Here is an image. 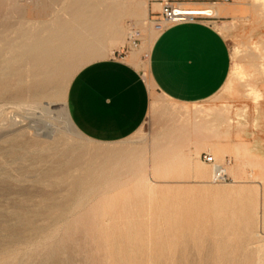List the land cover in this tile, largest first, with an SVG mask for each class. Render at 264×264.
<instances>
[{"label":"rangeland","instance_id":"obj_1","mask_svg":"<svg viewBox=\"0 0 264 264\" xmlns=\"http://www.w3.org/2000/svg\"><path fill=\"white\" fill-rule=\"evenodd\" d=\"M76 1L77 0H67V1L66 0H0V36L22 34L26 30L25 28L28 25L29 20H41L44 24L49 23L52 19L62 16L64 12L71 9L73 7L72 3H75ZM250 1L254 2L258 9L257 14H255V16L252 17V19L242 18L234 22L226 23L221 28L223 34L228 40L231 54H232V68H231L230 76H229L227 83L222 88V90H220V92L215 97L208 100L207 102H204L202 104L190 105V106L179 105L171 100H168L167 98L163 97L162 95H160L154 90L151 111H150V114L146 122L135 134H133L132 136H130L129 138L125 140L114 142V143L100 142V141H97V140H94V139H91L85 136L76 127V130L78 131L77 133L78 135H80V136H77V133L75 131H73L72 129H70L64 124L63 114L61 112V107H62L61 103L64 100L68 101V93H69L70 85L74 77L76 76V74L84 66L88 65L91 62L113 57L115 55H119V54L124 55L128 51L127 47L121 48V46H119V47L111 48L110 50H108L105 57H101L103 52L94 54L93 56L91 54H87L85 57L84 65L82 66L71 67L72 66L71 64L63 63V67L60 70L52 73V76L46 79L31 76L33 72H31L30 74L22 73L21 74L22 79L20 80L21 85L19 84L18 87L15 85L16 83H19V81L17 80H12L10 83L6 84V86H11V87H9L7 92L4 90L0 91V104L4 103V105L7 106L8 104L10 106L7 108L5 106L4 108V105H0V107L3 106V108L6 109L5 112L7 111V113L10 116L12 117L14 116L15 118H18V119L24 118V120L27 119L28 121H26L27 126H25L24 130L21 129L20 131H17L18 133L12 132V131H5L3 135L0 136V140H1L0 141L1 142L0 143V148H1L0 149V174H1L0 175V264H105V263L108 264L109 261L106 260L107 259L106 255L108 256V258L110 257L109 259H111L112 257L111 255L114 253H115V256L113 255V258L115 257L114 259H116L117 263L122 261L120 262V264H128V261L125 260L127 259L126 253L128 252H129L128 253L129 264H134L133 261L135 258L138 259L137 260L138 262L134 261L135 264H139L141 262L140 254L142 253L143 250L144 251L142 254L144 256L142 255V261H143L141 262L142 264H146L148 261H149L148 264H152V263L159 264L160 262L159 260H162L160 264H170L171 263L169 262L170 258L172 259V260L170 259V261H172V264H176L175 262H177V264H259V263L261 264V262H264V257H263L264 255H262L264 254V244H263L264 243V218H263L264 199L262 197L264 196V183L262 182L260 184V183L252 182L251 178L249 179L248 175L245 176V178H239V176H237L235 173H233L230 170L231 167H234L237 164V159H236L234 152H226V155L217 159V162L223 164L225 168L227 169L228 179L226 181H215L212 177L213 171H212V175L210 179L208 180L197 178L195 175L190 173L189 171L190 167L186 168L187 171L184 174L176 172L167 177L156 174V170L158 168L163 167V164L166 162V157L163 156V154L165 153V150L159 149V144L163 142L164 135L167 132L173 133L174 135L176 130L178 131V128L176 126H178L180 123L184 122L185 120L189 121V119H185L184 116H187L188 118L192 115L199 117L201 115H206L209 111L215 108L226 109V111H229L230 114L238 113V111L243 110L245 107L249 105H253L255 101V94L253 93L254 88L264 89V75H263L264 74L263 73L264 72L263 70L264 69V58H263L264 57V51H263L264 50V9L263 7H261L262 3H264V0L263 1L262 0H250ZM260 1H262V3H260ZM35 2L39 3V6H38L39 12L37 13L30 11L31 6H33ZM100 3H103V2H99L98 4H96L97 9L98 8L103 9V7L99 5ZM121 4L123 3L120 2L117 4H111L108 8L120 11L119 12L120 13L119 22L127 30L126 37L129 38L131 32L133 30H137L139 31V44L142 39L145 41L147 40L148 49L144 52L145 57L143 59L145 60V58H147L148 56L149 45L153 41L154 37L160 32L156 28V24H155L156 17L151 18L150 20H147L146 28L139 29L135 26H130L128 28V22H127V19L125 18L126 8L121 6ZM153 15L157 16L156 14H153ZM127 43L129 44V41ZM90 55L91 57L89 58ZM234 63L236 64V66ZM142 64H143L142 67L146 68L147 63L142 62ZM254 64L256 66H254ZM49 66L52 67L53 65L49 64ZM236 67L238 70H236ZM233 70H234V73L236 74L233 73ZM66 82L68 84H66ZM45 84H48V86L46 87L49 88L52 94L54 93L53 97H51L50 99L44 100L45 104L47 101L56 100V102L58 103L57 109L59 108L58 110H56L57 112L56 111L51 112L52 115L50 113L51 118L47 117L49 113H47L46 111H42L41 108L36 107V110H35L36 113H33L35 112L34 111L35 108L26 107V108L21 109L22 111L24 110L22 112L20 111V108L18 110L15 107L14 103L17 102L18 99L22 98L20 94H23L26 89L31 88L32 92H35L39 90L40 88L45 87ZM4 87H5V84H0V90L3 89ZM12 104L14 107L11 106ZM16 111H18L17 113H19L18 114L19 116L17 115ZM26 112L29 113V117L27 116L28 118L25 117V115H28V113ZM42 112H45V114L47 113L45 117V120H47V123L46 121L45 122L42 121L44 120V116H45V114L43 116H40V114L41 115L43 114ZM30 113L34 114V116L36 115V117H34L33 115L31 116ZM1 117L2 115L0 116V118ZM40 117L42 118V120ZM4 119L5 118L3 117L0 119V123H1L0 125H4L5 121L4 123L2 122V120ZM196 119L197 118H193L192 121H196ZM20 120H23V119H20ZM48 120L51 123L55 121L54 125H52ZM57 120L59 122L62 120L63 124H62V121L60 122L61 123L60 124L59 122H57ZM197 120L200 121V118H198ZM30 123L32 126H34L33 128L30 125ZM51 125L53 127H55V125H58V126L63 125L62 127L65 126V131L67 129L66 134L68 138H66V140L59 139V138L53 140L52 138H48L47 136H48V132H50V129L52 127ZM47 126H50V127L46 128ZM47 129L49 130L47 131ZM68 130H72V131H68ZM254 132H255V135L246 136L247 137L246 139L252 140L250 142H247V144L250 146L251 149L252 148L254 149L253 142L255 138H257V140L264 141V127L261 128L259 127V125H255L252 128V133ZM15 133L17 135L18 134L20 135H18L17 137L15 136L16 135ZM5 138H8V139H5ZM69 138H71V140ZM47 140H49L48 144L47 142H45ZM72 145L73 147H71ZM171 145H175V144L172 143ZM177 145L179 146V144ZM184 146L185 145L183 144V146H181L179 150H175V149L171 150V153L172 154H176L179 152L185 153L184 150L182 149V147ZM7 148L9 150V153H8ZM257 151L258 149L251 150L248 156V159L258 156L259 155L258 153L260 151L258 153ZM26 152H28L29 154H27ZM206 153H210L213 155L212 151H208ZM201 156L202 155L200 154L199 160L203 162L205 165H207L209 169H211L212 165L206 163L202 159ZM194 157H196V155H194ZM88 161L89 163H87ZM143 177L150 179L151 183L157 186V189H156L157 191L155 190V192L152 195H150L148 191L137 190V186L139 185L138 180ZM39 183H42L41 185L43 186H41ZM224 184L227 185L226 188ZM257 187L259 188L258 190H257ZM230 188L235 191L232 192ZM261 188L262 190H260ZM238 189H239V192H238ZM251 189L253 190L251 191ZM240 191L241 192L243 191V194H241L243 197H240V200H242L244 197L246 200V202L245 200L242 201V203L243 202L245 203V207L244 209H242V211H238V209L239 208L241 209V206H244V204L242 205V203L239 200V197L236 196L237 194H239L240 196ZM256 191H259L258 192L259 195H257ZM234 192L235 193L238 192V193L235 195ZM250 192L254 193L255 196L251 195ZM213 193L215 195V198H214ZM156 194L158 197L157 199H156ZM216 194L218 196L217 198H216ZM225 194L226 195L228 194L227 196L230 195L231 198L229 197V199H231V201L234 200L232 202L229 201L231 206H229L230 205L229 202L228 201L226 202L225 198H223L225 197ZM183 195L184 196L186 195V197H184ZM245 195L247 196V198ZM152 196L153 198H155L153 203H152V200H153ZM257 196L258 197L260 196V198H258ZM180 197H183V198L181 199ZM248 197H250V199H248ZM149 198H151V200H149ZM236 198H238L241 206L237 204L239 202H237ZM252 198H253V202L252 201L251 203L249 202V207H248V204L246 203H248V200H252ZM158 199H159V202H158ZM209 199L211 202H209ZM258 199H261V200L258 201ZM222 200H224L225 202H222ZM74 201L77 203H75ZM207 201L210 204V205L207 204L208 208H207V205H205ZM255 201L257 202L256 204L257 206L259 203L258 207L260 208H256L258 209V211L257 210L254 211ZM165 202L167 204H165ZM233 202H236V203L234 204ZM260 202L261 203L263 202V203L261 204ZM156 203H157V206H156ZM158 203H160V205ZM219 203L222 204L221 206L225 205L224 203H227V204L224 206L225 207L224 208V207H221ZM171 204L172 206L174 204V206L172 207ZM250 204L253 207L250 206ZM85 205L86 206L88 205V206L86 207ZM199 205L201 208L198 207ZM211 205L212 207L215 206V209H213L214 211H212ZM132 206H133V209H132ZM175 206L177 207V209H174L176 208ZM188 206L190 208V212H192L191 215L189 214V211H186V210H189ZM202 206L205 208V210L203 209ZM226 206H228L227 208L229 209V210H226L228 213L226 211H223L226 209ZM234 206H237L238 208L237 207L235 208ZM247 207L249 208V211ZM159 208H162L163 210ZM206 208L207 210H209L210 213L206 210ZM234 208L236 210L233 212V214L236 216L237 221L235 220V216H233V214L231 213L232 210H234ZM149 209H152L151 213H150L151 210ZM200 209L201 211L203 209L204 213L206 211L205 213L206 215L202 212L206 217L202 216L201 215L202 213H199ZM245 209L247 210V213L246 211L243 213ZM130 210L132 211L130 212ZM219 210H220V213L218 212ZM182 211H185V212H182ZM237 211H238V218L240 219H241L240 213L242 212V219H241L242 221L237 218V215L235 214ZM187 212L189 215L187 214ZM207 212L209 214L208 216H207ZM256 212L260 215V217H258L259 215ZM164 213H166V215L168 216H164L165 215ZM252 213L253 214L255 213L258 218L255 217V214L252 215ZM182 214H183V218H181ZM184 214L185 216L186 215L187 216L185 217ZM197 214L202 217L200 218L199 216H197ZM216 214L218 216H216ZM221 214L223 218L226 217L225 220L221 217ZM227 214L230 215V218L233 216L234 219L232 218L231 219H232V223H235L234 225L230 223L229 221L230 219H228L229 215ZM247 214L248 216H251L252 218L254 217L253 218L254 220L250 219L251 217L247 218L248 217L246 216ZM151 215H153L154 217ZM106 216H108V218ZM169 216L171 218H167ZM172 216H178L179 221L177 220V217H176V222L174 221L175 217H173V220H172ZM189 216H193L194 220L195 219L197 220V218H200V219H198L197 221L196 220L193 221V218L191 220ZM150 217H153V218L151 219ZM209 217L211 218V220L205 219ZM213 217H216L217 219H222V220L220 222L219 220L217 221L216 218H213ZM218 217H221V218H218ZM184 218L186 219V222L183 220ZM202 218L204 219L202 220ZM255 218L257 222L255 221ZM88 219H89V222H87ZM116 219L117 221H115ZM165 219H168V220L171 219V221L173 222L169 220L166 224L165 222L167 220L165 221ZM189 219L190 221L188 222ZM204 220L206 221L207 224L209 223L208 226L204 223H203L204 225L202 224V222H205ZM213 220H215L216 222ZM246 220L248 223L251 222L249 220H252V222L254 221L253 223H251L252 225L250 224V226L252 227H249V224H247ZM114 221L115 223L116 222L117 223L115 224ZM155 221H156L155 223L156 225L154 224ZM162 221L163 222L165 221V222L163 223ZM198 221L200 224L198 223ZM224 221L226 224L223 223ZM174 222L176 223L177 226L180 224V226L178 227L179 229L177 228L178 231L176 230V226H174L175 225ZM178 222H182V224ZM192 222L197 225L198 224L201 225L202 228L201 226L198 227L199 225L197 226L195 224L193 226ZM214 222L215 223L220 222L222 226L223 224L226 226H224L223 228L220 225V223L219 224L217 223L219 225L218 226L217 224H214ZM88 223H90V225ZM102 223L103 225L105 223L104 226L106 227H103ZM168 223H170V225ZM183 223H185V226L183 225ZM79 224L81 226H79ZM92 224H93V227H92ZM108 224H111V226ZM117 224L119 225V228L117 227ZM150 225L153 230L150 228ZM214 225H216V228H214V231H212L211 229H213ZM238 225L240 226V228ZM247 225L249 228H251V230L248 227L246 228ZM100 226H102L101 227L102 229L100 228ZM147 226L149 227V229ZM168 226L170 227V229L172 228H175V229H172V230L168 228L167 230L166 228L163 229L164 227H168ZM183 226L185 227V229H181V228H184ZM205 226L208 228V230ZM158 227L159 228L162 227V230H165V231L163 232L161 228L158 230ZM193 227H195L194 231L193 229L191 230V228ZM227 227H229L230 230L229 228L227 229ZM236 227H238L239 229H241L242 227V229L239 230ZM125 228L126 230L128 229L129 232L126 231ZM146 228L148 229L150 233L148 231H145ZM187 228H188V231H186ZM197 228L198 230H195ZM66 229L68 230L66 231ZM180 229L184 230L186 235H188V232H189L188 236H190L191 238L186 236L183 231H180ZM107 230H110V233H109L110 236L112 234V236L110 237V240L108 239L109 236L108 237L106 236L108 234ZM119 230H121V232ZM154 230L156 232H154ZM168 230L170 231L168 234H166ZM174 230L178 232V234L177 232L176 233L174 232V234H176L177 236L173 235L172 231ZM218 230H220V232H218ZM69 231H70V235H69ZM191 231L193 234L195 233L196 235L194 236L191 233ZM208 231H212V232H208ZM247 231H249V233ZM106 232L107 234H105ZM126 232H128V235ZM144 232L145 234H141ZM147 232L148 234L146 236ZM161 232L163 233L162 236H160V234H162ZM198 232L203 234V236L201 235L202 237L201 236L199 237V235L197 234H200V233ZM206 232L209 234H206ZM103 233L105 236L102 237L101 235H103ZM113 233L117 235V240H116V237H114L115 235ZM153 233L155 234L153 235ZM251 233L252 234L254 233V234L252 235ZM150 234L152 238L150 237ZM183 234L184 236H186L185 238ZM205 234L207 236H205ZM243 234L245 235V238ZM97 235L102 240H99V238L96 237ZM123 235L125 238L123 237ZM130 235L133 237V239H131ZM166 235L167 236L171 235V236H168L167 238ZM178 235L180 239H182L183 241L185 240L184 241L185 243L182 240L178 239L179 238ZM192 235H193V238H192ZM249 235H250V238H248ZM127 236L130 237L132 241L134 240L132 242L133 244L134 242H136L134 247H133V244L129 245V243H127L128 241H130L129 238H128L129 240L127 241V238H126ZM144 236L146 238H144ZM159 237H161V239L164 237L161 241L164 242L165 240H167L168 242L167 241L165 242L168 243V246L169 245L170 246L172 245V246L171 247L169 246V248H167L166 247L167 244L164 243L165 244L164 245L163 242L161 244H157L158 240H155V238L160 239ZM174 237H176L180 242L177 241V239ZM194 237H197L199 240ZM112 238L114 239L112 240ZM186 238L187 239L189 238V239L187 240ZM51 239L53 242H55V246H57V247L54 246L53 249L49 245V244H51V246L53 245L52 244L53 242H51ZM106 239H108L110 242H107ZM146 239L147 241H149L148 244H147ZM192 239L196 240V242L198 240L200 244L199 243L196 244V242ZM169 240H172V241L176 240L173 242H175L177 246L175 245V243L169 244V243H173V242H170ZM57 241L59 242V245ZM114 241L115 242L118 241V242L115 243ZM152 241H155L154 244H157V246L159 245L158 247L160 249L157 248L156 245L154 247V245L152 244L153 243ZM181 241L183 242V245L185 244L184 247L187 244L188 247L186 248V250L184 247H182L183 245L182 246L180 245L182 244ZM102 242L103 244L105 243V245H103L105 246L104 247L105 251L103 250L102 253H100L101 251L99 248L100 247L101 249L103 248L101 246ZM141 242L142 244H140ZM118 243L119 245H117ZM121 243L128 247L127 248L128 251L123 249V247L125 248V246H123ZM111 244L116 245V248L118 250L116 248H112L114 245L111 246ZM130 244H131V241H130ZM162 244H163L164 249L161 246ZM203 245L209 246V249L208 247L206 249V247H204ZM225 245H228V247L227 246L222 247ZM46 246L48 247V249ZM119 246H120V250L118 248ZM174 246L175 248L178 247V249H175V251L173 248ZM49 247L53 251V253L48 251L50 250ZM106 247L108 248V252H106L107 250ZM149 247H150V250H149ZM161 247L163 250L161 249ZM197 247H200V248L198 249ZM221 247H222V250H220ZM130 248H131V251L129 250ZM183 248H184V251H183ZM215 248H219V250ZM226 248H229V249H226ZM256 248H258V250ZM113 249H116V250L114 251ZM140 249L141 250L143 249L141 253H139ZM224 249L225 251H223ZM112 250L114 251V253H111L113 252ZM168 250L170 251L168 252ZM202 250L204 251L202 252ZM216 250L220 252L219 255L217 254L218 252ZM156 251H157V254H159L160 252L159 255H163V254L165 255V252H166L167 258H165L166 256H164L165 258L164 259L162 256L163 259L162 258L159 259L160 256L159 255H158L159 257L156 256ZM210 251L212 253V256H211V253H209ZM258 251H259V254H257ZM48 252H49V257H48ZM57 252H59V255L55 257V254ZM146 252H148L147 253L148 256L146 255ZM152 252H154V254ZM116 253L118 254L120 253L119 254L120 256L116 255ZM138 253L140 255L139 258H138L139 256ZM103 254L105 256H103ZM133 254H134V257L135 256L137 257L134 258ZM172 254H175V257L177 258L178 261L175 260L176 258L173 257L174 255L172 256ZM53 255L55 258L52 259ZM117 256H119V258L121 256H124L120 258V259L122 258L124 259L120 260L116 258ZM155 256L157 259L154 258ZM146 257L148 258L151 257V258L147 260ZM212 257L214 259H212ZM225 258L227 260H224ZM103 260L105 263L103 262ZM123 260L125 262H123ZM145 260H147V262ZM216 260H217V263H214L216 262ZM116 261L111 259L109 264L111 263L116 264L114 263Z\"/></svg>","mask_w":264,"mask_h":264},{"label":"bare ground","instance_id":"obj_2","mask_svg":"<svg viewBox=\"0 0 264 264\" xmlns=\"http://www.w3.org/2000/svg\"><path fill=\"white\" fill-rule=\"evenodd\" d=\"M67 1V0H66ZM263 1V0H262ZM262 1H260V3H262ZM99 2H103V3H100L99 5L101 6V7H103V9H100V8H98L97 9V6H96V4H98ZM120 2H123L122 0H77L75 3H72V8L71 9H69L68 11H66V12H64L63 13V15L62 16H60V17H56L55 19H52L49 23H43L41 20H29V22H28V25L26 26V30L22 33V34H14V35H8V36H0V84H5V87L3 88V89H1L0 91H2V90H4V91H6L7 92V90L9 89V87H11V86H6V84H8V83H10L12 80H17V81H19V83H16L15 85L18 87L19 86V84H20V80L22 79V73H27V74H30L31 72H33V74L31 75V76H33V77H39V78H43V79H46V78H48V77H50V76H52V73H54V72H57L58 70H60L62 67H63V63H69V64H71L72 66L71 67H76V66H82V65H84V61H85V57H86V55L87 54H91L92 56L94 55V54H97V53H100V52H103V54L101 55V57H105L106 56V54H107V52H108V50H110L111 48H114V47H119V46H121V45H124L125 44V42H126V40H125V36H126V33H127V30L124 28V26L123 25H121L120 24V22H119V17H120V11H117V10H113V9H109L108 7L111 5V4H117V3H120ZM68 3V2H67ZM66 3V4H67ZM259 3V4H260ZM16 5V4H15ZM261 5V4H260ZM38 6H39V3H37V2H35L34 4H33V6H31V9H30V11H32V12H34V13H37V12H39V9H38ZM14 7H16V6H14ZM158 7H160L159 5H158ZM261 7H263V9H264V3H262V5H261ZM62 9V8H61ZM180 10L181 11H183V13L184 14H187V15H196V14H210V15H215L216 14V12H215V10L214 9H200V8H188V7H182V6H180ZM60 11V10H59ZM61 13V12H60ZM56 15V14H55ZM263 18V17H262ZM130 27V26H129ZM17 29V28H16ZM133 29V28H132ZM132 31V30H131ZM128 42V41H127ZM108 45H109V47H108ZM144 46V45H143ZM254 48V47H253ZM260 48V47H259ZM255 49V48H254ZM257 49H258V47H257ZM264 51V50H263ZM252 52V51H251ZM260 52V51H259ZM246 54V53H245ZM254 54V53H253ZM261 54V53H260ZM91 55L89 56V58L91 57ZM96 56V55H95ZM61 57H63V58H61ZM61 58V59H60ZM264 58V57H263ZM60 59V60H59ZM49 64H52L53 66L52 67H50L49 66ZM81 64V65H80ZM235 64V63H234ZM263 65V64H262ZM235 66H236V64H235ZM254 66H256L255 64H254ZM258 66V65H257ZM261 67V66H260ZM82 68V67H81ZM80 68V69H81ZM240 69H241V67H240ZM261 69H263V68H261ZM64 70V69H63ZM235 70V69H234ZM234 70H233V73H234ZM236 70H238L237 69V67H236ZM264 70V69H263ZM243 71V70H242ZM67 72V71H66ZM232 73V74H233ZM264 73V72H263ZM234 74H236V73H234ZM238 74V73H237ZM242 74V73H241ZM264 75V74H263ZM233 76H235V75H233ZM241 76H243V75H241ZM253 76V75H252ZM246 77V76H245ZM238 78V77H237ZM251 78V77H250ZM239 79H241V78H239ZM66 81V80H65ZM68 82V81H67ZM66 82V84H68ZM241 82H243V81H241ZM231 83V82H230ZM11 85H13V84H11ZM21 85V84H20ZM43 85V84H42ZM44 86V85H43ZM46 86H48V84H45V87H42V88H40L39 90H37V91H35V92H32V90H31V88H28V89H26L25 90V92L23 93V94H20V96L22 97V98H20V99H18L17 100V102H13L14 104H15V107L19 110V108H20V111H22L21 109H23V108H26V107H32V108H35L34 109V111L36 110V107L37 108H41L42 109V111H46L47 113H49V115H47V117H50L51 115H52V113L51 112H54V111H56V110H58L57 109V105H58V103L56 102V100L55 101H47L46 102V104H45V99H50L51 97H53V94L50 92V90H49V88L48 87H46ZM66 87H68V86H66ZM248 88H250V87H248ZM10 92V91H9ZM68 92V91H67ZM252 92V91H251ZM250 92V93H251ZM5 93V92H4ZM253 93L255 94V101H254V103H253V105H249V106H247V107H245L243 110H241V111H238V113H235V114H230V112L229 111H226V109H218V108H215V109H213V110H211V111H209L206 115H203V118L204 119H202V120H200V121H197V122H195V124H194V126L192 127V134L194 135V136H199V137H201L202 139H203V141H205L206 140V138H216V139H218V138H222V137H224V138H231V137H233V136H238L240 139H241V141H240V143L238 144V145H236V147H235V156H236V159H237V164H236V166H234V167H231L230 168V170L233 172V173H235L237 176H239V178H245V176H249V179L251 178V180H252V182H255V183H264V141L263 140H257V138H255L254 139V142H253V144H254V149L252 148H250V146L247 144V142H245V141H243V139H244V137H246V136H250V135H255V132L254 133H252V128H253V123L255 124V125H259V127H261V126H263V115H264V89H259V88H254L253 89ZM249 94V93H248ZM252 95V94H251ZM14 96V95H13ZM55 97V96H54ZM58 98V97H57ZM3 99V98H2ZM58 101V100H57ZM2 103V102H1ZM10 104V103H9ZM62 107H61V112H62V114H63V120H64V124L67 126V127H69L70 129H72L73 131H75L76 133L78 132L77 130H76V125L74 124V122H73V120H72V117H71V115H70V112H69V108H68V101H66V100H64L62 103ZM0 105H4V103L3 104H0ZM5 106L6 105H4V108H5ZM10 105H8L7 104V106H6V108L7 107H9ZM11 106H13V104L11 105ZM60 106V105H59ZM232 106V105H231ZM14 107V106H13ZM13 107H11V108H13ZM3 108V106H1L0 107V116L2 115V117L3 118H5L4 120H2V122L4 123V121H5V123H4V125H0V136H2L3 135V133L5 132V131H12V132H17V131H20L21 129H25V126H27V122L26 121H28L27 119L26 120H24V118H20V119H23V120H20V119H18V118H15L14 116L12 117V116H10L8 113H7V111L5 112V110L6 109H4ZM15 108V109H16ZM9 109V108H8ZM13 110V109H12ZM25 110H27V109H25ZM24 111V110H23ZM22 111V112H23ZM38 111V110H37ZM41 111V110H40ZM18 111H16V113H17ZM57 112V111H56ZM59 112H60V110H59ZM13 113V112H12ZM11 113V114H12ZM21 113V112H20ZM26 113H28V112H26ZM33 113H36V111L35 112H33ZM43 114L41 115L40 113V116H43L44 114H45V112H42ZM46 113V114H47ZM50 113H51V115H50ZM19 113H17V115H18ZM22 114V113H21ZM24 114V113H23ZM46 114H45V116H44V120H42V118H41V120L42 121H46V123H47V120H45V117H46ZM5 115V116H4ZM30 115L32 116H34V114H31L30 113ZM60 115V114H59ZM19 116V115H18ZM22 116V115H21ZM29 117V113H28V115H25V117ZM1 117V118H2ZM24 117V116H23ZM27 117V118H28ZM34 117H36V115L34 116ZM55 117V116H54ZM0 118V119H1ZM51 118V117H50ZM58 118V117H57ZM62 118V117H61ZM30 119V118H29ZM32 119V118H31ZM39 119V118H38ZM47 119V118H46ZM49 119V118H48ZM53 119V118H52ZM59 119V118H58ZM261 119V121H262V123H260L259 124V120ZM30 121V120H29ZM41 121V122H42ZM49 121V120H48ZM52 121V120H51ZM62 121V120H61ZM60 121V122H61ZM43 122V123H44ZM50 122V121H49ZM57 122H59L58 120H57ZM59 122V123H60ZM37 123V122H36ZM45 123V124H46ZM51 123V122H50ZM54 123H55V121L53 122V123H51L52 125H54ZM1 124V123H0ZM44 124V125H45ZM61 124V123H60ZM62 124H63V121H62ZM262 124V125H261ZM30 125H31V123H30ZM47 125V124H46ZM51 125V126H52ZM32 126V125H31ZM63 126V125H62ZM62 126H58V125H55V127H51V129H50V132H48V138H52L53 140L54 139H65L66 140V138H68V136H67V134H66V132H67V129H66V131H65V126L64 127H62ZM34 126H32V128H33ZM48 127H50V126H47L46 128H48ZM262 128V127H261ZM49 129H47V131H48ZM72 130H68V131H72ZM18 133V132H17ZM25 133V132H24ZM47 133V132H46ZM50 133V134H49ZM70 133V132H69ZM73 133V132H72ZM71 133V134H72ZM257 133V132H256ZM16 134V133H15ZM42 134H43V132H42ZM177 134H182V132L181 133H177V132H175L174 133V135H173V133H169V132H167L165 135H164V140H163V142L162 143H160L159 144V149H161V150H165V153L163 154V156H165L166 157V162L163 164V167H161V168H158L157 170H156V174L158 175H161V176H165V177H167V176H170L171 174H173V173H176V172H178V173H181V174H184L186 171H187V169L186 168H188V167H190L189 168V171H190V173H192L193 175H195L197 178H200V179H210V177H211V175H212V171L214 172V168H212L211 167V169H209V167L207 166V165H205L203 162H201L200 160H199V157H200V151H197L196 152V157H194L190 152L188 153V154H185V153H183V152H179V153H176V154H172L171 153V150H173V149H175V150H179L180 149V147L181 146H178L175 142H174V140H176V138L179 136H177ZM14 135V134H13ZM18 135H20V134H18ZM18 135L16 134L15 136H17L18 137ZM47 135V134H46ZM11 136H12V134H11ZM24 136V135H23ZM37 136V135H36ZM77 136H80V135H78V133H77ZM82 136V135H81ZM10 137V136H9ZM44 138V137H43ZM73 138V137H72ZM82 138V137H81ZM5 139H8V138H5ZM47 139V138H46ZM70 140H71V138H69ZM11 140V139H10ZM15 140V139H14ZM16 140H17V138H16ZM20 140V139H19ZM172 140V141H171ZM1 141V140H0ZM24 141V140H23ZM29 141V140H28ZM28 141H26V142H28ZM31 141V140H30ZM38 141V140H37ZM36 141V142H37ZM48 141L49 140H47V141H45V142H47V144H48ZM58 141V140H57ZM6 142V141H5ZM1 143V142H0ZM9 143H11V142H9ZM39 143V142H38ZM61 143V142H60ZM75 143V142H74ZM172 143H174L175 145H171ZM30 144H31V142H30ZM44 144V143H43ZM46 144V145H47ZM57 144V143H56ZM11 145V144H10ZM59 145V144H58ZM43 146V145H42ZM75 146V145H74ZM9 147V146H8ZM40 147H41V145H40ZM49 147V146H48ZM56 147H57V145H56ZM55 147V148H56ZM71 147H73V145L71 146ZM103 147H105V146H103ZM39 148V147H38ZM54 148V147H53ZM1 149V148H0ZM34 149V148H33ZM32 149V150H33ZM40 149V148H39ZM257 150L258 149V151H257V153L259 154L258 156H256V157H252V158H249L248 159V156H249V154H250V152H251V150ZM7 150H8V148H7ZM12 150V149H11ZM23 150V149H22ZM53 150V149H52ZM19 151V150H18ZM36 151V150H35ZM38 151V150H37ZM44 151V150H43ZM226 151L227 150H225L224 148H221V147H215V148H213L212 149V152H213V155H214V157L216 158V159H218V158H220V157H223L224 155H226ZM77 152V151H76ZM8 153H9V150H8ZM27 154H29L28 152H26ZM52 153V152H51ZM62 153V152H61ZM12 154V153H11ZM43 154V153H42ZM26 155V154H25ZM38 155H40V154H38ZM51 155V154H50ZM59 155V154H58ZM56 158V157H55ZM59 158V157H58ZM142 159V158H141ZM89 160V159H88ZM35 161V160H34ZM64 161V160H63ZM224 162V161H223ZM87 163H89V161L87 162ZM40 164H42V163H40ZM87 166H88V164H87ZM151 170V169H150ZM224 170H225V173H227V169L226 168H224ZM86 171V170H85ZM108 171V170H107ZM249 171V172H248ZM67 172V171H66ZM87 173V172H86ZM250 173V174H249ZM83 174H85V173H83ZM112 174V173H111ZM1 175V174H0ZM71 175V174H70ZM233 175V174H232ZM84 176V175H83ZM150 176V175H149ZM110 177H111V175H110ZM213 177V176H212ZM234 177V176H233ZM69 178V177H68ZM67 180V179H66ZM33 181H34V179H33ZM44 181V180H43ZM243 181V180H242ZM246 181V180H245ZM42 182V181H41ZM240 182V181H239ZM248 182V181H247ZM249 182H251V181H249ZM109 183V182H108ZM138 183H139V185L137 186V190H145V191H148L149 193H150V195H152L154 192H155V190L157 189V186H155L154 184H152L151 183V181H150V179H148V178H145V177H143V178H140L139 180H138ZM236 183H237V181H236ZM242 183V182H241ZM40 185L42 184V183H39ZM38 184V185H39ZM79 184V183H78ZM229 184V183H228ZM225 185V188H226V184H224ZM231 185V184H230ZM41 186H43V185H41ZM78 186V185H77ZM103 186V185H102ZM233 186V185H232ZM235 186H236V184H235ZM261 186V185H260ZM48 187V186H47ZM251 187V186H250ZM78 188V187H77ZM76 188V189H77ZM80 188V187H79ZM159 188V187H158ZM218 188H220V187H218ZM262 188H263V186H262ZM262 188L260 189V190H262ZM202 189V188H201ZM215 189V188H214ZM231 189V188H230ZM255 189V188H254ZM259 188L257 187V190H258ZM83 190V189H82ZM212 190V189H211ZM240 190H241V188H240ZM253 189H251V191H252ZM85 191V190H84ZM157 191V190H156ZM159 191V190H158ZM231 191L233 192V191H235V190H233V189H231ZM255 191V190H254ZM171 192H172V190H171ZM185 192V191H184ZM209 192V191H208ZM221 192V191H220ZM238 192H239V189H238ZM237 192V193H238ZM245 192V191H244ZM247 192V191H246ZM259 191H256V193H257V195H259V193H258ZM98 193V192H97ZM137 193V192H136ZM163 193V192H162ZM182 193V192H181ZM224 193H226V192H224ZM235 193V192H234ZM237 193H235V195L237 194ZM261 193V192H260ZM91 194V193H90ZM212 194V193H211ZM231 194V193H230ZM241 194H243V191L241 192L240 191V196H239V194H237L236 196H238L239 197V200H240V197H243ZM250 194L251 195H253V196H255V194L254 193H251L250 192ZM249 194V195H250ZM100 195H101V193H100ZM99 195V196H100ZM163 195V194H162ZM194 195H195V193H194ZM210 195V194H209ZM213 195H214V193H213ZM228 195V194H227ZM226 194H225V197H223V198H225V201L227 202H229V201H231V199H229V197H230V195L229 196H227ZM248 195V196H249ZM261 195V194H260ZM79 196V195H78ZM165 196H167V195H165ZM169 196V195H168ZM182 196V195H181ZM184 196V195H183ZM200 196V195H199ZM208 196V195H207ZM235 196V197H236ZM246 196V195H245ZM252 196V197H253ZM86 197V196H85ZM154 197H155V195H154ZM184 197H186V195L184 196ZM202 197V196H201ZM209 197V196H208ZM218 196H217V194H216V198H217ZM222 197V196H221ZM227 197H228V199H227ZM258 197V196H257ZM263 197V199H264V196H262ZM67 198V197H66ZM139 198V197H138ZM152 198H153V196H152ZM158 197H157V194H156V199H157ZM181 199L183 198V197H180ZM211 198H213V197H211ZM214 198H215V195H214ZM222 198V199H223ZM231 198V197H230ZM246 198H247V196H246ZM254 198H256V197H254ZM258 198H260V196L258 197ZM76 199H77V197H76ZM96 199V198H95ZM154 199L155 198H153V200H152V203L154 202ZM167 199V198H166ZM189 199V198H188ZM192 199V198H191ZM194 199V198H193ZM196 199V198H195ZM234 199V198H233ZM248 199H250V197H248ZM247 199V200H248ZM149 200H151V198H149ZM172 200V199H171ZM177 200V199H176ZM213 200V199H212ZM214 200H216V199H214ZM236 200H237V202H239V200H238V198H236ZM245 200V197L242 199V200H240V202L242 203V201H244ZM261 199H258V201H260ZM157 201V200H156ZM169 201V200H168ZM168 201H166V202H168ZM179 201H180V199H179ZM202 201V200H201ZM201 201H199V202H201ZM204 201V200H203ZM221 201V200H220ZM224 200H222V202H225ZM232 201H234V200H232ZM231 201V202H232ZM251 201L253 202V198H252V200H248V203H246V204H248V207H249V202L251 203ZM65 202V201H64ZM75 202V201H74ZM83 202V201H82ZM107 202H108V200H107ZM158 202H159V199H158ZM165 202V204H167ZM173 202H174V200H173ZM178 202V201H177ZM176 202V203H177ZM209 202H211L210 201V199H209ZM215 202V201H214ZM240 202L239 203H237L239 206H241L240 205ZM245 202H246V200H245ZM45 203V202H44ZM75 203H77V202H75ZM93 203V202H92ZM100 203H101V201H100ZM149 203H150V201H149ZM163 203V202H162ZM172 203V202H171ZM195 203V202H194ZM204 203V202H203ZM216 203H217V201H216ZM215 203V204H216ZM221 203V202H220ZM219 203V204H220ZM234 204L236 203V202H233ZM261 203V202H260ZM263 203V202H262ZM261 203V204H262ZM74 204V203H73ZM89 204V203H88ZM159 205H160V203H158ZM164 204V205H165ZM184 204V203H183ZM192 204V203H191ZM200 204H202V203H200ZM207 204H209L208 203V201H207V203H205V205H207ZM213 204V203H212ZM214 204V205H215ZM225 205L227 204V203H224ZM229 204H230V202H229ZM233 204V205H234ZM244 204V206H241V209L239 208L238 209V211H242V209H244V207H245V203L243 202L242 203V205ZM254 204H255V206H254V211H258V209H256V208H260V207H258L259 206V203H258V206L256 205L257 204V202L255 201L254 202ZM253 204V205H254ZM264 204V203H263ZM56 205V204H55ZM61 205H63V204H61ZM75 205V204H74ZM132 205V204H131ZM152 205V204H151ZM154 205V204H153ZM169 205V204H168ZM179 205V204H178ZM190 205V204H189ZM210 205V204H209ZM222 204H220V206H221ZM225 205H223V206H221V207H224ZM237 205V206H238ZM51 206V205H50ZM73 206V205H72ZM86 206V205H85ZM88 206V205H87ZM86 206V207H87ZM156 206H157V203H156ZM155 206V207H156ZM163 206V205H162ZM171 206H172V204H171ZM173 206H174V204H173ZM172 206V207H173ZM177 206V205H176ZM175 206V207H176ZM182 206V205H181ZM180 206V207H181ZM204 206V205H203ZM202 206V207H203ZM229 206H231V204L229 205ZM237 206H234L235 208L237 207ZM250 206H252L251 204H250ZM257 206V207H256ZM264 206V205H263ZM128 207V206H127ZM151 207V206H150ZM164 207V206H163ZM171 207V208H172ZM194 207H195V205H194ZM199 208H201L200 207V205L198 206ZM205 207V206H204ZM203 207V209L205 210V208ZM228 206H226V209L225 210H223V211H226V210H229L228 208H227ZM233 207V206H232ZM247 207V208H248ZM253 207V206H252ZM251 207V208H252ZM85 208V207H84ZM91 208V207H90ZM138 208V207H137ZM143 208V207H142ZM158 208V207H157ZM188 208H189V206H188ZM207 208H208V205H207ZM207 208H206V210H207ZM210 208V207H209ZM225 208V207H224ZM223 208V209H224ZM234 208V210H232V214H233V212L236 210ZM238 208V207H237ZM250 208V209H251ZM132 209H133V206H132ZM152 209H153V207H152ZM152 209H149V210H151L150 211V213L152 212ZM159 209H162V208H159ZM174 209H177V207L176 208H174ZM185 209H186V207H185ZM184 209V210H185ZM194 209V208H193ZM196 209H197V207H196ZM203 209H202V211H201V209H200V212L199 213H202L203 212ZM211 209H212V211H214L213 209H215V206L214 207H212V205H211ZM221 209V208H220ZM103 210H104V208H103ZM158 210V209H157ZM163 210V209H162ZM165 210V209H164ZM167 210H169V209H167ZM172 210V209H171ZM179 210H180V208H179ZM222 210V209H221ZM78 211V210H77ZM113 211V210H112ZM132 210H130V212H131ZM134 211V210H133ZM144 211V210H143ZM173 211H175V210H173ZM186 211H189V214L191 215V213L192 212H190V208H189V210H186ZM195 211V210H194ZM197 211V210H196ZM208 212H209V210H207ZM217 211V210H216ZM231 211V210H230ZM238 211L235 213L236 215H237V218H238ZM246 211V213H247V210L245 209L244 211H243V213ZM248 211H249V208H248ZM251 211V210H250ZM103 212V211H102ZM129 212V213H130ZM138 212V211H137ZM159 212V211H158ZM157 212V213H158ZM182 212H185V211H182ZM208 212H207V216L209 215L208 214ZM219 213H220V210L218 211ZM217 212V213H218ZM222 212V211H221ZM227 212V211H226ZM133 213V212H132ZM147 213V212H146ZM156 213V212H155ZM162 213V212H161ZM160 213V214H161ZM194 213H196V212H194ZM198 213V212H197ZM198 213V214H199ZM204 213V212H203ZM201 214L202 216H204V217H206L205 215V213H206V211H205V215L204 214ZM210 213V212H209ZM216 213V212H215ZM228 213V212H227ZM230 213V214H231ZM240 213V212H239ZM245 213V214H246ZM249 213H251V212H249ZM248 213V214H249ZM257 213V212H256ZM264 213V212H263ZM84 214V213H83ZM159 214V215H160ZM165 215L164 216H168V215H166V213H164ZM172 214V213H171ZM186 214V213H185ZM185 214H184V216H185ZM187 214H188V212H187ZM188 214V215H189ZM197 214V216H199ZM224 214V213H223ZM244 214V215H245ZM248 214L246 215V216H248ZM255 214V213H254ZM253 213H252V215H254ZM258 214V213H257ZM81 215V214H80ZM156 215V214H155ZM170 215V214H169ZM177 215V214H176ZM193 215V214H192ZM213 215H215V214H213ZM227 215H229V214H227ZM251 215V214H250ZM259 215V214H258ZM75 216V215H74ZM87 216V215H86ZM90 216V215H89ZM130 216H131V214H130ZM147 216V215H146ZM151 216H153V215H151ZM187 216V215H186ZM185 216V217H186ZM202 216H199L200 218L202 217ZM210 216H211V214H210ZM216 216H218L217 214H216ZM233 216H235L234 214H233ZM233 216L231 217L232 219H234L233 218ZM240 216H241V219H242V212L240 213ZM246 216H244V217H246ZM107 218H108V216H106ZM134 217V216H133ZM154 217V216H153ZM153 217H150L151 219L153 218ZM162 217V216H161ZM173 217H175V222H176V217H177V220H178V216H172V220H173ZM221 217H222V214H221ZM221 217H218V218H221ZM243 217V218H244ZM251 216H248L247 218H250ZM255 217H257L256 216V214H255ZM258 217H260V215L258 216ZM257 217V218H258ZM64 218V217H63ZM156 218H157V216H156ZM164 218V217H163ZM166 218V217H165ZM167 218H171L170 216L169 217H167ZM181 218H183V214H182V217ZM188 218V217H187ZM189 218H191V220H192V218H193V216H189ZM200 218H197V220L198 219H200ZM211 218H212V216H211ZM211 218L209 217V218H205L206 220H208V219H210L211 220ZM213 218H216V217H213ZM223 218V217H222ZM230 218V215H229V217H228V219H230L229 221H230V223H232V219ZM254 218V217H253ZM252 217L250 218V219H253ZM263 218H264V215H263ZM66 219V218H65ZM71 219V218H70ZM102 219V218H101ZM105 219V218H104ZM103 219V220H104ZM115 219V218H114ZM146 219V218H145ZM204 218H202V220H203ZM224 220L226 219V217H224L223 218ZM238 219H240V218H238ZM240 219V220H241ZM56 220V219H55ZM54 220V221H55ZM148 220V219H147ZM156 220V219H155ZM161 220V219H160ZM167 220V221H166ZM170 221H171V219H169ZM168 219H165V223L167 224V222L169 221ZM182 220V219H181ZM185 222H186V219L184 218L183 219ZM196 220V219H195ZM194 220V218H193V221H195ZM196 220V221H197ZM216 220L218 221H220L221 222V220L222 219H217L216 218ZM235 220H236V216H235ZM248 220V219H247ZM247 220H246V222H247ZM254 220V219H253ZM257 220H259V219H257ZM78 221V220H77ZM91 221H92V219H91ZM94 221V220H93ZM99 221V220H98ZM115 221H117V219L115 220ZM115 221H114V223H115ZM124 221V220H123ZM179 221V220H178ZM184 221H182V222H184ZM190 221V219L188 220V222ZM205 221V220H204ZM213 221H215V220H213ZM227 221V220H226ZM237 221V220H236ZM242 221V220H241ZM240 221V222H241ZM249 221H251L250 223H248L247 222V224H249V227H252V226H250V224L251 223H253L252 222V220H249ZM255 221H256V218H255ZM81 222V221H80ZM87 222H89V219H88V221ZM97 222V221H96ZM102 222V221H101ZM112 222V221H111ZM151 222H152V220H151ZM150 222V223H151ZM163 222V221H162ZM163 222V223H164ZM171 222H173V221H171ZM174 222V226H176V230L178 231V227L180 226V224L177 226L176 225V223ZM182 222H178V223H181L182 224ZM209 222V221H208ZM216 222V221H215ZM214 222V224H217V223H215ZM219 222V223H220ZM257 222V221H256ZM256 222H255V224H256ZM76 223H78V222H76ZM93 223V222H92ZM117 223V222H116ZM115 223V224H116ZM146 223H148V222H146ZM156 223V221L154 222V224ZM198 223H199V221H198ZM206 224L207 226H208V224L206 223V221L205 222H202V224ZM210 223H212V222H210ZM218 223V224H219ZM224 224H226L225 223V221L223 222ZM222 223V224H223ZM237 223V222H236ZM244 223V222H243ZM89 225H90V223H88ZM114 224V225H115ZM120 224V223H119ZM137 224V223H136ZM145 224V223H144ZM153 224V225H154ZM169 225H170V223H168ZM172 224V223H171ZM190 224V223H189ZM194 224L195 223H193L192 222V225L194 226ZM200 224V223H199ZM198 224V225H199ZM203 224V225H204ZM217 224V225H218ZM223 224V226L221 225V223H220V225L224 228V226H226V225H224ZM235 223H232V225H234ZM238 224V223H237ZM241 224V223H240ZM71 225V224H70ZM88 225V226H89ZM96 225V224H95ZM102 225H103V223H102ZM104 225H105V223H104ZM103 225V227H106V226H104ZM108 225H110L111 226V224H108ZM156 225V224H155ZM160 225V224H159ZM165 225V224H164ZM163 225V226H164ZM183 225L185 226V223H183ZM195 225H197V224H195ZM197 225V226H198ZM211 225V224H210ZM252 225V224H251ZM79 226H81L80 224H79ZM127 226V225H126ZM142 226V225H141ZM172 226V225H171ZM183 226V227H184ZM196 226V227H197ZM201 225H199L198 227H200ZM219 226V225H218ZM217 226V227H218ZM228 226H230V225H228ZM239 226V225H238ZM243 226V225H242ZM254 226H256V225H254ZM75 227V226H74ZM92 227H93V224H92ZM102 226H100V228H101ZM114 227H116V226H114ZM113 227V228H114ZM117 227L119 228V225L117 224ZM148 227V226H147ZM181 227H182V225H181ZM190 227V226H189ZM204 227V226H203ZM206 227V226H205ZM222 227H220V228H222ZM248 227V225L246 226V228ZM248 227V228H249ZM109 228V227H108ZM134 228V227H133ZM144 228V227H143ZM150 228H151V225H150ZM157 228V227H156ZM155 228V229H156ZM161 228V230H162V227H160ZM159 227H158V230L160 229ZM166 228V230H167V228L168 229H170V227L168 226V227H164L163 229H165ZM178 228V229H177ZM194 228L195 227H193V228H191V230L193 229V231H194ZM201 228H202V226H201ZM207 228V227H206ZM212 228V227H211ZM214 228H216V225H214V227H213V229H211L212 231H214ZM219 228V227H218ZM217 228V229H218ZM226 228V227H225ZM229 227H227V229H228ZM237 229H239L240 228V226H239V228L238 227H236ZM255 228V227H254ZM53 229H55V228H53ZM70 229V228H69ZM102 229V228H101ZM142 229V228H141ZM148 229H149V227H148ZM148 229L146 228V230L145 231H148ZM152 229V228H151ZM172 229H175V228H172ZM172 229H170V230H172ZM181 229H185V227L184 228H181ZM180 229V231H183L184 232V230H181ZM200 229V228H199ZM241 229H242V227H241ZM241 229H239V230H241ZM250 230H251V228H249ZM256 229H257V227H256ZM68 229H66V231H67ZM71 230V229H70ZM78 230V229H77ZM77 230H76V232H77ZM95 230V229H94ZM115 230V229H114ZM125 230H126V228H125ZM153 230V229H152ZM158 230H157V232H158ZM170 230H168L167 231V233L166 234H168L169 233V231ZM176 230H174V231H172L173 232V235H176V234H174V232L176 233L177 231ZM195 230H198V228L197 229H195ZM203 230H204V228H203ZM207 230H208V228H207ZM206 230V231H207ZM224 230V229H223ZM229 230H230V228H229ZM249 230V231H250ZM255 230V229H254ZM85 231V230H84ZM96 231V230H95ZM108 231V234H107V232L105 233V234H107L106 236L108 237L109 236V240H110V237L112 236V234H111V236L109 235V233H110V230H107ZM120 232H121V230H119ZM126 231H128V229L126 230ZM163 232L165 231V230H162ZM186 231H188V228L186 229ZM212 231H208V232H212ZM225 231V230H224ZM228 231V230H227ZM249 231H247L248 233H249ZM256 231V230H255ZM254 231V232H255ZM48 232V231H47ZM57 232V231H56ZM81 232V231H80ZM129 232V231H128ZM128 232H126L127 233V235H128ZM135 232V231H134ZM149 232V231H148ZM148 232L146 233V236H147V234H148ZM154 232H156L155 230H154ZM172 232H171V234H172ZM182 232V233H183ZM204 232V231H203ZM202 232V233H203ZM218 232H220V230H218ZM257 232V231H256ZM58 233V232H57ZM56 233V234H57ZM62 233V232H61ZM68 233V232H67ZM98 233V232H97ZM115 233H117V232H115ZM136 233V232H135ZM150 233V232H149ZM162 233V232H161ZM181 233V234H182ZM191 233H192V231H191ZM196 233H197V231H196ZM198 233H200V232H198ZM54 234V233H53ZM99 234V233H98ZM114 234V233H113ZM125 234V233H124ZM132 234V233H131ZM141 234H145V232L144 233H141ZM152 234V233H151ZM151 234H150V237H151ZM155 233H153V235H154ZM158 234H160V233H158ZM177 234H178V232H177ZM184 234H185V232H184ZM184 234H183V236H184ZM193 234V233H192ZM206 234H209V233H207L206 232ZM205 234V236H207ZM252 234V233H251ZM254 234V233H253ZM252 234V235H253ZM257 234V233H256ZM69 235H70V231H69ZM115 235V234H114ZM120 235V234H119ZM163 235V233L162 234H160V236H162ZM165 235V234H164ZM186 235V234H185ZM188 235H189V232H188ZM188 235H186V236H188ZM194 236L196 235L195 233L193 234ZM193 235H192V238H193ZM197 235H199V237L202 235L203 236V234H197ZM244 235V234H243ZM58 236V235H57ZM92 236V235H91ZM94 236V235H93ZM102 237L103 236H105L104 235V233H103V235H101ZM126 236V235H125ZM137 236V235H136ZM167 236V235H166ZM165 236V237H166ZM168 236H171V235H168ZM168 236H167V238H168ZM177 236V235H176ZM182 236V237H183ZM186 236H184V238L186 237ZM201 236V237H202ZM236 236V235H235ZM239 236V235H238ZM50 237V236H49ZM49 237H48V239H49ZM54 237H56V236H54ZM67 237H69V236H67ZM96 237H98V235L96 236ZM106 237V238H107ZM114 237H116V240H117V235H115ZM120 237V236H119ZM123 237H124V235H123ZM130 237H131V239H133V237L130 235ZM130 237H126L127 238V241L130 239ZM143 237V236H142ZM148 237H149V235H148ZM156 237V236H155ZM157 237H158V235H157ZM178 237H179V235H178ZM181 237V238H182ZM188 237H190V236H188ZM198 237V236H197ZM197 237H194V238H197ZM209 237V236H208ZM248 237V236H247ZM99 238V237H98ZM122 238V237H121ZM125 238V237H124ZM129 238V239H128ZM144 238H146L145 236H144ZM152 238V237H151ZM160 239H157V238H155V240H158L157 242V244H161L163 241H161L162 239H161V237H159ZM174 238H176V237H174ZM191 238V237H190ZM207 238V237H206ZM233 238V237H232ZM244 238H245V235H244ZM248 238H250V235H249V237ZM47 239V240H48ZM56 239V238H55ZM54 239V240H55ZM108 239H106L107 240V242H110ZM114 238H112V240H113ZM130 239V241H131V244H130V241H128L127 243H129V245H132L133 243V241ZM170 239V238H169ZM177 239V238H176ZM178 239H180V237L178 238ZM177 239V241H179ZM187 239V238H186ZM189 239V238H188ZM187 239V240H188ZM198 239V238H197ZM203 239H205V238H203ZM44 240V239H43ZM46 240V241H47ZM99 240H102V239H100L99 238ZM98 240V241H99ZM125 240V239H124ZM150 240H152V239H150ZM165 240V239H164ZM180 240H182V239H180ZM192 240H194V239H192ZM199 240V239H198ZM198 240H197V242H196V240H194L195 242H196V244H198L199 242H198ZM201 240V239H200ZM258 240V239H257ZM146 241H147V239H146ZM165 241H167V240H165ZM163 242V244L165 243V244H167V248H169V246H168V241L167 242ZM170 242H173V241H176V240H169ZM183 241V240H182ZM181 241V243L182 244H180L181 246L183 245V242L185 241H183L182 242ZM51 242H53L52 241V239H51ZM58 242V241H57ZM95 242H97V241H95ZM101 242V241H100ZM106 242V243H107ZM115 242V241H114ZM118 242V241H117ZM117 242H115V243H117ZM121 242H122V240H121ZM148 242L149 241H147V244H148ZM151 242V241H150ZM153 243V245H154V247H155V245L157 246V244H154V242L155 241H152ZM160 242V243H159ZM180 242V241H179ZM194 242V243H195ZM49 243V242H48ZM114 243V244H115ZM126 243V242H125ZM124 243V244H125ZM135 243L136 242H134V244H133V247H134V245H135ZM175 242H173V243H169V244H174ZM178 243V242H177ZM185 243V242H184ZM187 243H188V241H187ZM53 245L51 246V244H49L50 245V247H52V249H53V247L55 246V242H53L52 243ZM57 244V243H56ZM100 244V243H99ZM99 244H98V246H99ZM102 244V245H101ZM100 245L103 247L102 249H101V247L99 248L98 246V248L100 249V253H102V251L104 250L105 251V246H103V245H105V243L103 244V242L101 243ZM114 244H111V246L112 245H114ZM122 244V243H121ZM140 244H142V242L140 243ZM163 244L161 245L162 247H163ZM164 244V245H165ZM200 244V243H199ZM250 244V243H249ZM264 244V243H263ZM48 245V246H49ZM58 245H59V242H58ZM117 245H119V243L117 244ZM123 245V244H122ZM175 245H176V243H175ZM179 245V244H178ZM185 245V244H184ZM184 245L182 246V247H184ZM106 246H108V245H106ZM115 246V247H114ZM112 248H116V245H114ZM123 246H125V245H123ZM123 246H121V247H123ZM150 246H151V244H150ZM159 246V245H158ZM157 246V248H159ZM172 246V245H171ZM170 246V247H171ZM177 246V245H176ZM180 246V247H181ZM197 246V245H196ZM204 246V245H203ZM221 246V245H220ZM228 247V245H225V246H222V247ZM249 246V245H248ZM263 246V245H262ZM39 247V246H38ZM43 247V246H42ZM47 247V246H46ZM50 247H49V249H50ZM55 247H57V246H55ZM131 247V246H130ZM154 247H153V249H154ZM162 247H161V249H162ZM179 247V248H180ZM188 246H187V244H186V246L184 247L185 248V250H186V248H187ZM201 247V246H200ZM200 247H197L198 249L200 248ZM204 247H206V249H207V247H208V249H209V246H204ZM222 247H221V249L220 250H222ZM258 247V246H257ZM59 248V247H58ZM107 248V247H106ZM110 248V247H109ZM119 248V250H120V246L118 247ZM127 246H125V248L123 247V249L124 250H126V251H128L127 250ZM140 248V247H139ZM144 248H145V246H144ZM151 248H152V246H151ZM166 248V249H167ZM174 248V251H175V249H178V247L177 248H175V246L173 247ZM184 248H183V251H184ZM260 248V247H259ZM30 249V248H29ZM32 249V248H31ZM47 249H48V247H47ZM117 249V248H116ZM116 249H113L114 251L116 250ZM122 249V248H121ZM132 249H134V248H132ZM135 249H136V247H135ZM160 249V248H159ZM158 249V250H159ZM163 249H164V247H163ZM162 249V250H163ZM171 249V248H170ZM203 249H205V248H203ZM215 249H218L219 250V248H215ZM226 249H229V248H226ZM247 249H249V248H247ZM257 250H258V248H256ZM34 250V249H33ZM60 250V249H59ZM58 250V251H59ZM110 250V249H109ZM112 250V251H113ZM118 250V249H117ZM130 251H131V248L129 249ZM143 250V249H142ZM141 249H140V252L139 253H141V251H142ZM146 250V249H145ZM149 250H150V247H149ZM157 250V251H158ZM49 252H52L53 253V251L50 249V250H48ZM114 251L113 252H111V253H114ZM122 251V250H121ZM144 251V250H143ZM143 251H142V253H143ZM157 251H156V256L157 257H159V259H161L162 258V256H163V258H164V256H166V252H165V255L163 254V255H159L160 254V252H159V254H157ZM170 250H168V252H169ZM173 251V250H172ZM204 250H202V252H203ZM209 251V250H208ZM207 251V252H208ZM217 251V250H216ZM223 251H225V249L223 250ZM49 252H48V257H49ZM55 252V251H54ZM106 252H108V248H107V250H106ZM118 252V251H117ZM163 252V251H162ZM177 252V251H176ZM218 252V251H217ZM216 252V253H217ZM51 253V254H52ZM58 253V254H57ZM56 254H55V257L56 256H58L59 255V252H57ZM109 253H110V251H109ZM122 253V252H121ZM123 253H124V251H123ZM129 253V252H128ZM128 253H126L127 254V259H125V260H127L128 261V264H129V258H128ZM132 253V252H131ZM133 253H135V252H133ZM139 253H138V255H139ZM140 254L141 255V262H143L142 261V255L143 254ZM147 253L148 252H146V255H147ZM153 254H154V252H152ZM173 253V252H172ZM185 253V252H184ZM204 253H206V252H204ZM209 253H211V251L209 252ZM208 253V254H209ZM219 253L220 252H218L217 254L219 255ZM221 253H223V252H221ZM261 253H262V251H261ZM50 254V255H51ZM120 254V253H119ZM118 253H116V255H119ZM176 254V253H175ZM175 254H172V256L173 257H175ZM215 254V253H214ZM213 254V255H214ZM257 254H259V251H258V253ZM113 255L115 256V253L114 254H112L111 256V259L112 260H115L116 261V259H114L113 258ZM123 255V254H122ZM137 255V254H136ZM140 255L138 256V258L140 257ZM150 255V254H149ZM159 255V256H158ZM167 255H168V253H167ZM221 255V254H220ZM262 255H264V254H262ZM103 256H105L104 254H103ZM110 256V255H109ZM120 256V255H119ZM119 256H117L116 258H118V259H120L121 257H124V256H121L120 258H119ZM132 256V255H131ZM131 256H129V257H131ZM144 256V255H143ZM148 256V255H147ZM156 256L154 257V258H156ZM211 256H212V253H211ZM224 256V255H223ZM257 256V255H256ZM54 257V255H53V257H52V259L53 258H55ZM126 257V256H125ZM133 257H134V254H133ZM135 257H137V256H135ZM134 257V258H135ZM171 257V256H170ZM216 257H217V255H216ZM220 257H222V256H220ZM258 257V256H257ZM260 257H261V255H260ZM264 257V256H263ZM107 258V259H106ZM106 260H108L109 262H108V264L110 263V260L111 259H109L108 258V256L106 255ZM133 258V259H134ZM147 258V260H149V258H151V257H146ZM162 258V259H163ZM165 258H167V256L165 257ZM164 258V259H165ZM176 258V257H175ZM224 258V257H223ZM122 259H124V258H122ZM122 259H120V260H122ZM132 259V258H131ZM136 259V260H135ZM134 259V261H137L138 259L137 258H135ZM152 259H153V257H152ZM157 259V258H156ZM171 259V258H170ZM170 259H169V262H171L170 264H172V261H170ZM174 259V258H173ZM212 259H214L213 257H212ZM220 259V258H219ZM218 259V260H219ZM261 259H262V257H261ZM147 260H145L146 262H147ZM172 260V259H171ZM175 260H177V258L175 259ZM224 260H227L226 258L224 259ZM119 261V260H118ZM133 261V263L135 264V262ZM150 261H151V259H150ZM153 261V260H152ZM155 261V260H154ZM160 262H159V264L161 263V261L162 260H159ZM174 261V260H173ZM178 261V260H177ZM260 261V260H259ZM103 262H104V260H103ZM107 262V261H106ZM120 262H122V261H120ZM120 262H118L119 264H120ZM123 262H125L124 260H123ZM138 262V261H137ZM139 263V264H142V263ZM149 262V261H148ZM148 262L146 263V264H148ZM222 262V261H221ZM105 263V262H104ZM114 263H116V264H118L117 263V261L116 262H114ZM176 264H177V262H175ZM214 263H217V260H216V262H214ZM262 263H264V262H261V264ZM106 264V263H105ZM112 264V263H111ZM153 264V263H152ZM260 264V263H259Z\"/></svg>","mask_w":264,"mask_h":264},{"label":"crops","instance_id":"obj_3","mask_svg":"<svg viewBox=\"0 0 264 264\" xmlns=\"http://www.w3.org/2000/svg\"><path fill=\"white\" fill-rule=\"evenodd\" d=\"M122 1L128 28H146L147 20L156 17L153 14L159 9L152 0ZM173 2L182 7L214 9L216 14L166 26L149 45L145 60L147 40L142 39L138 47L133 48L125 36L126 42L121 48L127 47L128 51L124 55L84 66L70 85L68 108L74 124L85 136L106 143L129 138L146 122L154 90L179 105L190 106L212 99L227 83L232 54L221 28L242 18L252 19L258 12L256 4L250 0ZM142 62L147 63L146 68L142 67ZM184 118L189 121L176 126V132L182 134H177L174 142L185 145L182 147L185 154L190 152L194 156L200 151L202 155L215 147L235 152L241 141L238 136L203 141L191 131L198 118L204 119L203 115ZM193 118H197L196 121H192ZM261 127H264V115ZM246 138L243 141H252Z\"/></svg>","mask_w":264,"mask_h":264},{"label":"built area","instance_id":"obj_4","mask_svg":"<svg viewBox=\"0 0 264 264\" xmlns=\"http://www.w3.org/2000/svg\"><path fill=\"white\" fill-rule=\"evenodd\" d=\"M158 4L159 11L156 14L155 24L156 28L159 31H162L166 26L181 22L194 21L203 17H212L210 14H196V15H187L180 10L179 5H175L173 0H152ZM129 45L133 48L138 47L139 45V31L133 30L128 38ZM202 159L211 164L214 168L213 179L215 181H226L227 173H225V166L217 162V159L210 153H203ZM230 162V161H229Z\"/></svg>","mask_w":264,"mask_h":264}]
</instances>
